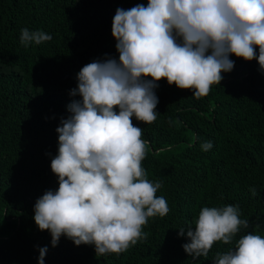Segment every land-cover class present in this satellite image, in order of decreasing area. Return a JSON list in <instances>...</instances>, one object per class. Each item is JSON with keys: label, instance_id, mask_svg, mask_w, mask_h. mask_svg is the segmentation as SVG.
Masks as SVG:
<instances>
[{"label": "trees", "instance_id": "obj_1", "mask_svg": "<svg viewBox=\"0 0 264 264\" xmlns=\"http://www.w3.org/2000/svg\"><path fill=\"white\" fill-rule=\"evenodd\" d=\"M147 2L0 0V264H38L45 246L44 264H215L216 253L234 248L243 235L264 237V72L257 60L234 55L233 70L222 73L206 97L196 99L193 90L161 79L157 119L144 124L132 118L149 142L142 162L147 179L162 182L156 195L170 209L149 218L147 239L126 252L97 256L94 245L77 247L64 236L52 247L50 233L35 224L36 201L59 187L51 170L56 129L69 115L67 106L81 99L70 95L78 72L105 56L119 59L112 35L116 10ZM24 28L52 40L25 47ZM205 141L211 150H201ZM226 205H239L250 226L231 244L216 242L207 257L193 260L182 247L189 242L187 228H195L203 207Z\"/></svg>", "mask_w": 264, "mask_h": 264}, {"label": "clouds", "instance_id": "obj_2", "mask_svg": "<svg viewBox=\"0 0 264 264\" xmlns=\"http://www.w3.org/2000/svg\"><path fill=\"white\" fill-rule=\"evenodd\" d=\"M112 35L119 59L105 56L77 74L70 95L81 99L67 106L51 160L59 187L36 201L33 217L40 231L50 233L52 247L64 236L77 247L94 245L97 256L126 252L147 239L143 227L149 218L170 210L156 195L162 182L147 179L142 162L149 142L132 118L144 124L157 119L161 79L200 99L233 70L230 56L255 59L264 72V0H148L147 6L118 8ZM51 40L44 31L21 29L25 47ZM200 147L209 151L213 144ZM240 216L239 205L203 207L195 228H187L184 251L196 260L207 257L216 242L231 244L250 226ZM47 251L39 248L38 264ZM215 264H264V237L243 235L234 248L216 253Z\"/></svg>", "mask_w": 264, "mask_h": 264}]
</instances>
